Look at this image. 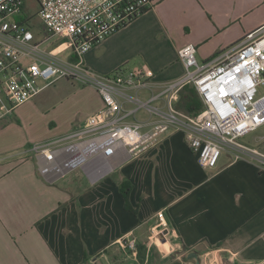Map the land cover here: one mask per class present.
I'll return each instance as SVG.
<instances>
[{"label":"crops","instance_id":"1","mask_svg":"<svg viewBox=\"0 0 264 264\" xmlns=\"http://www.w3.org/2000/svg\"><path fill=\"white\" fill-rule=\"evenodd\" d=\"M263 24L264 0H152L83 60L102 76L118 68L148 73L156 95L183 77V47L192 45L203 65ZM85 88L98 101L75 128L102 107ZM8 119L0 128L16 123ZM28 147L0 153V264H264V172L254 162L231 163L223 153L214 170L202 169L177 132L93 185L80 171L50 185L23 154ZM252 148L264 154V144ZM157 215L170 230L167 254L154 245L156 234L149 240ZM129 235L143 256L119 246Z\"/></svg>","mask_w":264,"mask_h":264},{"label":"built area","instance_id":"2","mask_svg":"<svg viewBox=\"0 0 264 264\" xmlns=\"http://www.w3.org/2000/svg\"><path fill=\"white\" fill-rule=\"evenodd\" d=\"M35 1L43 39L21 18L24 0H0V122L58 80L90 87L102 101L101 109L83 125L25 149L23 154L35 160L45 182L54 185L80 171L93 185L177 132L202 169L214 170L225 153L231 163L254 162L264 172V154L242 143L264 127V94L258 95L264 90V24L203 65L196 61L192 45L183 47L177 53L183 77L162 85L155 95L156 84L148 73L118 68L102 76L83 60L92 48L151 8L152 0ZM65 52L68 59L62 57ZM188 86L202 104L194 116L174 107L179 92ZM139 112L143 121H138ZM130 119L133 122H127ZM157 221L149 240L156 234L167 242L168 225L160 215ZM118 244L137 258L132 235Z\"/></svg>","mask_w":264,"mask_h":264},{"label":"rangeland","instance_id":"3","mask_svg":"<svg viewBox=\"0 0 264 264\" xmlns=\"http://www.w3.org/2000/svg\"><path fill=\"white\" fill-rule=\"evenodd\" d=\"M37 12L38 4L35 0H24L21 18L30 25L37 37H41L43 27L36 16ZM67 55L68 53L62 56ZM262 94H264L263 89L259 90L258 95ZM97 101L91 90L75 84L70 87L64 81L44 88L37 96L15 110L8 119L10 121L16 118L13 126L0 128L1 138L9 144L6 147L0 146V153L18 150L69 133L78 126ZM159 104L160 102L157 105ZM144 118V114L139 112L138 119ZM242 143L249 147L264 144V127L244 137ZM160 238L161 236H156L154 245L163 254H167L166 242ZM179 264H186V259L181 258Z\"/></svg>","mask_w":264,"mask_h":264},{"label":"trees","instance_id":"4","mask_svg":"<svg viewBox=\"0 0 264 264\" xmlns=\"http://www.w3.org/2000/svg\"><path fill=\"white\" fill-rule=\"evenodd\" d=\"M175 109L188 116H194L201 111L202 104L196 91L192 87L188 86L181 89L178 94V100L175 103ZM120 190L126 202L128 199L130 186L126 185V183H123L120 186ZM167 250L168 253L171 251V247L168 244ZM138 254L143 256L144 249H140V247H138Z\"/></svg>","mask_w":264,"mask_h":264},{"label":"water","instance_id":"5","mask_svg":"<svg viewBox=\"0 0 264 264\" xmlns=\"http://www.w3.org/2000/svg\"><path fill=\"white\" fill-rule=\"evenodd\" d=\"M188 260L193 259L198 263V256L195 253H190L187 257Z\"/></svg>","mask_w":264,"mask_h":264}]
</instances>
